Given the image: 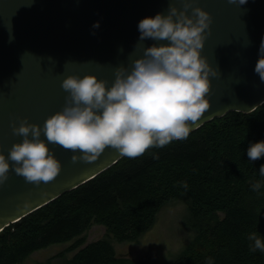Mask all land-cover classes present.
I'll return each instance as SVG.
<instances>
[{
  "label": "water",
  "instance_id": "water-1",
  "mask_svg": "<svg viewBox=\"0 0 264 264\" xmlns=\"http://www.w3.org/2000/svg\"><path fill=\"white\" fill-rule=\"evenodd\" d=\"M178 8L182 4L172 0ZM170 0H0V153L8 156L23 137L11 125L27 119L43 127L62 111L69 76L94 75L111 87L118 67H130L143 48L167 41H140L138 24L167 15ZM212 17L202 55L220 73L212 77L210 108L203 125L232 112L251 113L264 104V82L255 73L264 42V0L239 6L228 0H197ZM190 15V13H189ZM99 23V28H94ZM47 143L46 137H41ZM62 171L39 186L10 171L0 185V232L11 224L87 183L122 156L108 147L90 163H73L79 152L49 143ZM12 163V162H10ZM15 165H13L14 167Z\"/></svg>",
  "mask_w": 264,
  "mask_h": 264
},
{
  "label": "trees",
  "instance_id": "trees-1",
  "mask_svg": "<svg viewBox=\"0 0 264 264\" xmlns=\"http://www.w3.org/2000/svg\"><path fill=\"white\" fill-rule=\"evenodd\" d=\"M264 141V104L232 112L137 158L124 156L94 179L0 232V264H23L33 253L73 242L68 264H141L117 256L110 239L85 245L94 224L118 242L137 241L161 209L189 200L196 238L172 264H264L249 234L264 240V157L250 161L249 146ZM259 182L258 192L252 185ZM187 184V188L184 184ZM85 245V246H84Z\"/></svg>",
  "mask_w": 264,
  "mask_h": 264
},
{
  "label": "clouds",
  "instance_id": "clouds-1",
  "mask_svg": "<svg viewBox=\"0 0 264 264\" xmlns=\"http://www.w3.org/2000/svg\"><path fill=\"white\" fill-rule=\"evenodd\" d=\"M178 2L182 9L170 0L167 15L157 14L139 22L140 41L168 43L143 48L142 56L130 67L116 68L111 87L94 75L69 76L61 84L68 93L64 108L49 117L43 127L27 119L18 127L13 122V135L23 140L12 146L8 156L0 153V185L9 180L10 171L37 186L54 181L62 165L49 143L81 153L72 156L73 163L95 161L108 147L122 156L137 158L150 148L185 140L199 127L210 108V78L220 75L202 55L213 20L210 13L194 6L197 0ZM228 3L243 6L248 0ZM93 27L99 28V23ZM259 56L255 73L264 82V42ZM247 155L253 162L264 157V141L251 144ZM259 172L264 176V165ZM260 188L259 182L252 185L254 192ZM248 239L253 242L251 252L264 253V240L255 232Z\"/></svg>",
  "mask_w": 264,
  "mask_h": 264
},
{
  "label": "rangeland",
  "instance_id": "rangeland-1",
  "mask_svg": "<svg viewBox=\"0 0 264 264\" xmlns=\"http://www.w3.org/2000/svg\"><path fill=\"white\" fill-rule=\"evenodd\" d=\"M189 217V200L181 196L161 209L153 228L137 241L118 242L108 235L105 226L94 224L84 233L85 245L108 238L120 258L141 264H172L196 238L188 225ZM72 244H55L37 251L23 264H68L75 254L68 251Z\"/></svg>",
  "mask_w": 264,
  "mask_h": 264
},
{
  "label": "bare ground",
  "instance_id": "bare-ground-1",
  "mask_svg": "<svg viewBox=\"0 0 264 264\" xmlns=\"http://www.w3.org/2000/svg\"><path fill=\"white\" fill-rule=\"evenodd\" d=\"M91 242V241H90ZM38 262V261H37Z\"/></svg>",
  "mask_w": 264,
  "mask_h": 264
}]
</instances>
